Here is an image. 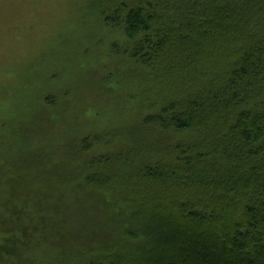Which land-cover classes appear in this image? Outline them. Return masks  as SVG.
Returning <instances> with one entry per match:
<instances>
[{
	"label": "trees",
	"instance_id": "obj_1",
	"mask_svg": "<svg viewBox=\"0 0 264 264\" xmlns=\"http://www.w3.org/2000/svg\"><path fill=\"white\" fill-rule=\"evenodd\" d=\"M103 4L107 25L144 36L127 59L152 72L157 98L118 145L65 140L66 161H5L3 225L33 199L54 229L87 219L70 239L92 258L77 264H264V0ZM167 135L192 138L172 149ZM103 200L109 222L94 212Z\"/></svg>",
	"mask_w": 264,
	"mask_h": 264
},
{
	"label": "rangeland",
	"instance_id": "obj_2",
	"mask_svg": "<svg viewBox=\"0 0 264 264\" xmlns=\"http://www.w3.org/2000/svg\"><path fill=\"white\" fill-rule=\"evenodd\" d=\"M104 2L0 0V186L11 180L5 161L19 155L40 151L63 162L65 140L76 146L97 136L118 145L157 98L152 72L127 59V52L144 36L129 40L121 27L107 25ZM167 97L166 91L164 100ZM173 137L167 135L172 149L175 140L192 138ZM24 141L30 146L21 150ZM38 202L40 206L33 199L13 205L22 221L11 217L4 226L10 212L0 218V264H40L58 258V264H77L91 257V248L81 250L70 239L87 219L67 214L69 228L54 229L46 219L47 209ZM99 208L94 212L108 222L116 215L105 200ZM86 239L85 235L83 242Z\"/></svg>",
	"mask_w": 264,
	"mask_h": 264
}]
</instances>
